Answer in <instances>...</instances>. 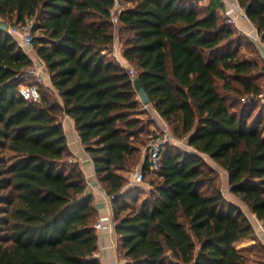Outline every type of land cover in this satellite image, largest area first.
I'll return each mask as SVG.
<instances>
[{"label":"trees","instance_id":"16d2710c","mask_svg":"<svg viewBox=\"0 0 264 264\" xmlns=\"http://www.w3.org/2000/svg\"><path fill=\"white\" fill-rule=\"evenodd\" d=\"M123 1L119 32L134 76L112 52L114 0H0L2 20L33 22L54 88L41 84L38 101L20 95L36 82L35 63L0 30V264H102L98 210L64 115L113 197L122 264H248L263 242L245 210L211 185L203 156L226 170L231 192L264 226V64L241 56L251 43L228 22L223 0ZM238 2L264 42V0ZM135 77L194 149L167 144L150 180L141 160L155 120L142 117ZM138 167L150 185L142 201L127 176ZM246 240L253 243L238 246Z\"/></svg>","mask_w":264,"mask_h":264},{"label":"crops","instance_id":"0c3cea01","mask_svg":"<svg viewBox=\"0 0 264 264\" xmlns=\"http://www.w3.org/2000/svg\"><path fill=\"white\" fill-rule=\"evenodd\" d=\"M240 25L244 29L249 28V24L246 22H241ZM115 45L117 46L116 57L119 63L126 68H131V67L133 68L131 63H129L128 60H126L125 57L123 56V45L119 40H117V38L115 40ZM27 53L30 55L35 65L44 66L45 70L48 72L45 64L42 62V60L39 58V56L37 55L35 51L33 52L28 51ZM43 84L51 88L52 90H54L52 81H51V76H50V79L49 77L46 76L45 82ZM59 101L63 104V100L61 98H59ZM148 107L151 108L150 113L156 122V124L153 123V125L157 128L158 126H160L161 128L166 127V126L168 127L167 123L159 115V113L152 106L151 107L148 106ZM62 120H63L62 121L63 128L67 136V139H68L69 150L73 154V159L78 161L82 171L85 174L87 185H88L87 187L88 192L93 195V204L98 210V220H101L107 226H109L111 223L113 224L112 229L110 228H106L102 230L96 229V233L98 236V250L95 253V255L96 257L100 259L102 264H116L117 262H120V257H119V250H118V236L115 231V221H114L111 200L108 198L109 195L103 189L101 183L99 182L97 178L95 165L80 139V136L75 126V121L73 120V118H71L68 115H64ZM143 163L144 161L141 163V165H143ZM221 169L224 171L223 175H225L224 176L225 183L227 184V187L225 189L221 188L224 196L227 198V200L233 203H236L237 205L241 206L245 210V207L247 206L244 203H242L241 200L237 196H235L230 190L228 173L222 167ZM254 217L257 219V221H259V219L256 216ZM251 222L253 223L252 220ZM253 225L257 231L259 239L264 243V231H259L254 223ZM250 243H253V240L243 241L238 246L244 247L246 245H249Z\"/></svg>","mask_w":264,"mask_h":264},{"label":"built area","instance_id":"2783aa9c","mask_svg":"<svg viewBox=\"0 0 264 264\" xmlns=\"http://www.w3.org/2000/svg\"><path fill=\"white\" fill-rule=\"evenodd\" d=\"M226 5L225 15L227 16L230 23L236 24V26L246 34L250 40L257 45L259 50L261 51V55L264 60V42L262 40V35L259 32L257 26L253 24L248 18L247 12L244 8L241 7L238 0H223ZM124 9L123 0H114V6L112 9V22L117 27L119 25V16ZM241 22H246L249 24L248 29H244L240 24ZM8 24V32L17 38L19 44L22 48H24L27 52L31 51L33 47V42L35 38L34 30H33V22L28 21L24 24L11 25ZM113 55L117 59V46L114 43L112 48ZM118 60V59H117ZM119 62V61H118ZM129 69V72L132 76L135 75L133 69ZM29 75L33 76L36 79V82L30 84H23L19 87L20 95L26 99L31 101H38L41 98L40 85L45 82L46 76L50 79V74L45 70L44 66L35 65L32 69L29 70ZM262 99L264 98V94L260 96ZM148 107V106H145ZM175 138L173 137L172 132L169 127H162L161 131L154 136L147 144L146 151L148 153V163H149V171L152 174L158 172L161 168V158L163 150L166 145L169 143H174ZM131 184L140 185L145 182L146 175L145 172L141 169V167L136 168L132 173ZM110 200L113 198L111 196L108 197ZM106 228H113V224L111 223L109 226L104 224L101 220H98L96 223V229L102 230ZM116 264H122L121 261Z\"/></svg>","mask_w":264,"mask_h":264},{"label":"rangeland","instance_id":"374dc122","mask_svg":"<svg viewBox=\"0 0 264 264\" xmlns=\"http://www.w3.org/2000/svg\"><path fill=\"white\" fill-rule=\"evenodd\" d=\"M208 2H209V0H202L201 1L202 4H207ZM123 5H124V8L127 7V6H130V4L125 2V1H123ZM222 16L220 15V18H221L222 21H224ZM5 22H7V21H5ZM228 22H229V20H228ZM231 24H233V23H231ZM233 25L236 26V24H233ZM236 28L241 33H243L237 26H236ZM119 29H120V26L118 25L115 28V35H116L117 40H119L121 42V37H122L121 35L122 34L119 32ZM34 34L36 35L37 33L34 32ZM249 39H248V41L251 44H249L247 46L243 45L241 47V56L257 57L259 62H260V65L262 66L264 64L263 57L258 54V50L255 49L257 47ZM33 51H35L34 48L30 52H33ZM130 69L134 70V67L133 68L131 67ZM134 72H135V70H134ZM262 81H263L262 83L264 84V79ZM148 106H150V105H148ZM144 108H146L148 110V114L147 115H143L142 117L147 118V119L150 118L152 120L153 117H152V115L150 113L151 108L145 107V106H144ZM154 124H156V122H154ZM170 128L172 129L171 126H170ZM150 130L153 133L152 135H157L161 131V127L158 126V128H157V127H155L152 124L150 126ZM173 137L175 138V141L173 143V144H175V147H177V148H179L181 150H188V151H193L194 150L192 147H190L188 145L187 137H176L175 135H173ZM146 146H147V144H146ZM146 146L142 150V160H141L142 162L145 161V159L148 156V153L146 151ZM203 157L205 158V160L208 163L207 167H206V170H207V172L209 174V177L213 179V182H211V185L212 186L213 185L214 186H219V187L225 189L227 187V184L225 183V177H224L225 175H223L224 171L221 169V167L219 166V164L217 162L209 159L206 156H203ZM127 176L131 180L132 175H130V173H128ZM153 176H154V174H152V173L150 175H148L147 176L148 180H150V178H153ZM139 187H140V189L137 191V194H138V197L140 198V200L142 201L144 198H146L149 195L150 185H148L147 183H143V184H140ZM245 212L247 213L249 218H251L253 223L256 225L257 229L259 231H264V226L262 225L263 223L261 221L260 222L257 221V219L254 217L255 215L252 212H250V210L247 207H245ZM263 244H258L257 247L252 250V252L247 253V255H248L249 259H250L248 264H264V245Z\"/></svg>","mask_w":264,"mask_h":264},{"label":"water","instance_id":"95a60500","mask_svg":"<svg viewBox=\"0 0 264 264\" xmlns=\"http://www.w3.org/2000/svg\"><path fill=\"white\" fill-rule=\"evenodd\" d=\"M247 11V10H246ZM0 30L7 32L8 31V24L4 20L0 19ZM134 86L136 91L139 95V98L144 106H148L151 104V98L147 93L141 79L139 77H135L134 79Z\"/></svg>","mask_w":264,"mask_h":264}]
</instances>
